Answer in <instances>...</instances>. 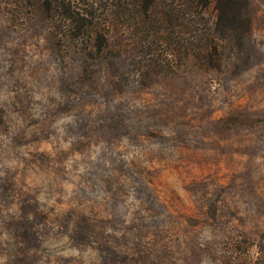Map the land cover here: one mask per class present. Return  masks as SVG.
Here are the masks:
<instances>
[{
	"label": "rangeland",
	"instance_id": "1",
	"mask_svg": "<svg viewBox=\"0 0 264 264\" xmlns=\"http://www.w3.org/2000/svg\"><path fill=\"white\" fill-rule=\"evenodd\" d=\"M83 1L102 55L0 0V264H264V0L217 70L184 46L212 2L145 41Z\"/></svg>",
	"mask_w": 264,
	"mask_h": 264
},
{
	"label": "trees",
	"instance_id": "2",
	"mask_svg": "<svg viewBox=\"0 0 264 264\" xmlns=\"http://www.w3.org/2000/svg\"><path fill=\"white\" fill-rule=\"evenodd\" d=\"M24 1L37 4L44 16L56 24L54 28L59 31L60 37L85 42L87 55H102L108 51L105 26L99 24L88 11L93 7L92 2L88 5L82 0L76 6L72 0ZM167 2L169 0H116L114 7L118 18L135 29L139 36L145 37V41H155L164 33L166 26L172 28L173 19ZM211 2L215 12L212 27L207 29L199 20H191L193 30L191 34H186L184 46L186 60H193L204 69L217 70L221 67L226 49L235 48L250 33V20L246 15L249 0H184L183 5L195 18L193 9H206ZM195 14L199 15L201 11ZM170 46L180 47V42L178 39L171 40ZM173 54L172 66L177 69L181 58Z\"/></svg>",
	"mask_w": 264,
	"mask_h": 264
}]
</instances>
